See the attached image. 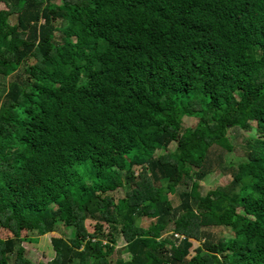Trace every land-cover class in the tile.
<instances>
[{"label": "trees", "instance_id": "obj_1", "mask_svg": "<svg viewBox=\"0 0 264 264\" xmlns=\"http://www.w3.org/2000/svg\"><path fill=\"white\" fill-rule=\"evenodd\" d=\"M0 4V264H36L28 231L45 264H264V0ZM232 129L246 161L202 195Z\"/></svg>", "mask_w": 264, "mask_h": 264}, {"label": "rangeland", "instance_id": "obj_2", "mask_svg": "<svg viewBox=\"0 0 264 264\" xmlns=\"http://www.w3.org/2000/svg\"><path fill=\"white\" fill-rule=\"evenodd\" d=\"M0 9H7L4 4H0ZM10 22L12 24H16L17 17L16 15L12 16L10 18ZM1 72V71H0ZM2 73V72H1ZM13 73V72H12ZM11 74V73H10ZM12 76L8 78H3L0 75V97H4L7 90L8 85L11 80ZM1 100V98H0ZM183 125L186 127H193L196 124V119L189 118V117H183ZM255 135L253 131H243L238 129H232L228 131V138L230 140V144L232 145V151L231 152H223V164L219 166L216 160H212V165L210 168V173L200 182L199 191L202 195L206 194L208 191L213 190L220 186H227L228 183L231 181V171L236 168L239 164L246 161V146L245 141L248 139V137ZM176 148L175 143H171L167 149L166 153H172ZM164 152H157V154H163ZM135 172H139V168H134ZM182 190L181 187L177 188V193L174 196H171V200L174 206L178 204V192ZM107 196H110L114 199V202L116 203L119 199H122L125 196V189H117L113 192H110L106 194ZM150 221L146 218H141L140 224L143 225H149ZM104 234L108 232V227L104 225ZM201 230L206 233L210 234L213 241H217L219 239H225L233 236V233L231 230L227 227H219V226H211L207 225L201 228ZM64 233L67 235V237H70L71 230L70 229H64ZM22 236L24 238L23 245L25 247L26 251V257H29L32 259L34 263H47L51 260L52 254H51V247H49L50 239L52 238V234H46L44 236H38L36 231H28L23 232ZM10 237V234L7 231L1 230L0 231V238H7ZM195 246L198 245L197 242L194 243ZM125 245L124 239L122 237H119L117 241L116 248H121ZM129 255L125 252L122 254V259L128 260ZM110 261H114V256L109 258Z\"/></svg>", "mask_w": 264, "mask_h": 264}]
</instances>
